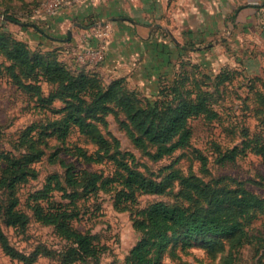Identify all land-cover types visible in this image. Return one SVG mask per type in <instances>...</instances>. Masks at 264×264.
I'll list each match as a JSON object with an SVG mask.
<instances>
[{
    "label": "rangeland",
    "instance_id": "374dc122",
    "mask_svg": "<svg viewBox=\"0 0 264 264\" xmlns=\"http://www.w3.org/2000/svg\"><path fill=\"white\" fill-rule=\"evenodd\" d=\"M108 1L75 0L72 4L59 6L56 0H0V32H10L27 42L33 52L59 50L60 58L72 68L85 63H99L103 60L105 43L111 34L113 23L110 19L116 15L103 14V7ZM119 10V19L121 16H135V10L125 4ZM200 11L196 8L191 13L188 11L193 32H197L199 23L196 14H200ZM3 12L21 23L35 24L43 32L7 20L1 14ZM192 12L194 16L191 17ZM185 13L184 9L179 8L161 9L158 14L149 17L152 22L164 24V30L154 27L157 32L170 38V30H173L181 38L182 44L187 45L168 77H172L177 70H187L189 81L186 87L197 84L198 90L204 91L210 103L219 110L221 120L209 122L203 118L192 119L190 142L159 157L154 156L157 150L155 146L144 148L134 143L123 122L126 118L120 111L108 113L106 122L100 124L101 130L112 142L111 152L119 148L121 153L118 156L153 178L162 180L172 171L179 176H194L203 181H216L228 176L234 178L235 185L240 183L264 196V159L261 156L243 152L235 161L221 163L217 160V145L225 151L235 145L242 146V141L249 137L259 136L264 140V12L255 16L243 13L235 20L234 13H231L220 33L209 30L210 33L205 36L195 35V39L187 41L184 34L188 30H181ZM94 38H98L97 49L88 45ZM1 63L10 64V61L0 56ZM163 78L151 84L128 81V87L147 106L151 100L163 98V94L167 93L159 94ZM39 84L47 96L53 86L46 81ZM61 106L60 102L48 104L42 101L38 96L19 88L5 72L0 73V150L20 156L33 151V143L36 146L34 150H44V155L32 164L36 176L29 175L28 181L18 189L21 208L30 215L28 225L25 228L3 227L9 241L19 250L30 254L41 248L33 264H60L58 254L69 243L57 235L54 226L35 219L28 205L30 194L43 188L53 173H59L66 183L69 166H73L75 172L87 169L101 172L104 176H115L118 167L108 156L102 162L87 163L77 155V146L89 152L98 149V145L77 127H72L64 139L57 134L41 136V130H45L50 122L60 116L56 110ZM33 124L36 128L29 130ZM116 140L119 141L118 148L115 147ZM54 152L57 153L52 155ZM55 156L58 158L56 162L53 161ZM202 156L207 158L206 165L203 164ZM61 159L67 165H63ZM168 182L171 185L162 194L139 193L136 200L120 205L116 203V189L82 192L77 198L66 196L63 191H52L53 200L70 204L71 210L76 213L74 225L82 231L96 234L103 247L98 260L94 258L75 264H118L124 261L141 237L140 231L134 226L135 218L141 209L154 201L198 205L185 198L178 177ZM67 188L69 192L73 190L70 186ZM2 197L0 192V199ZM250 233L252 242L240 249L237 264H264V214L253 219ZM47 250L53 251L54 255L47 254ZM223 256L222 252L213 256L207 243L196 239L189 246H181L180 242H176L169 247L163 254L162 264H222ZM0 264L24 263L8 256L0 243Z\"/></svg>",
    "mask_w": 264,
    "mask_h": 264
},
{
    "label": "trees",
    "instance_id": "16d2710c",
    "mask_svg": "<svg viewBox=\"0 0 264 264\" xmlns=\"http://www.w3.org/2000/svg\"><path fill=\"white\" fill-rule=\"evenodd\" d=\"M1 14L7 20L43 32L35 24L21 23L11 15ZM58 52H33L27 42L10 32H0V56L10 61V64H0V73L5 72L19 88L42 101L48 104L60 102L63 105L56 110L60 116L41 130V136L57 134L64 139L72 127H77L98 145L95 152L77 146V155L87 163L102 162L108 156L118 166L115 176H104L101 172L87 169L75 172L74 167L69 166L66 183L59 173H53L43 188L30 194L28 205L35 219L54 226L57 235L69 243L59 252V263L98 260L103 247L96 234L82 231L74 225L76 213L71 210L70 204L53 200L52 191H63L66 196L77 198L82 192L116 189V203L120 205L136 200L139 193L162 194L171 185L168 181L178 177L185 198L198 205L158 200L141 209L134 221L141 237L124 261L118 264H162L163 254L169 247L176 242L189 246L196 239L204 240L213 256L218 252L224 253L222 264H237L240 249L252 242L250 225L253 219L264 214V196L240 183L235 185L234 178L228 176L216 181H203L194 176H179L172 171L162 180L153 178L118 156L121 153L118 140L115 141L118 150L111 152L112 142L100 127L101 123L106 122L108 113L120 111L126 118L123 122L134 143L144 148L155 146V157L186 146L192 137V119L203 118L209 122L221 120L219 110L210 103L204 91L198 90L197 84L186 87L188 71L177 70L172 77L163 78L159 94L167 93L145 106L128 87L125 77L106 80L96 68L100 62L72 68L60 58ZM41 81L53 86L47 96L39 84ZM35 128L33 124L29 130ZM217 147V160L221 163L235 161L243 152L255 153L264 159V140L259 136L246 138L242 146L235 145L225 151L219 145ZM31 148L33 151L20 156L0 150V192L3 194L0 199V243L8 256L24 264H33L41 248L30 254L19 250L9 241L3 227L25 228L30 221L29 213L21 208L18 189L28 181L29 175L36 176L32 164L44 155V150H34V143ZM57 159L55 156L53 161ZM202 159L206 165L207 158L202 156ZM60 162L67 165L64 159ZM67 186L73 190L69 192ZM47 254L54 255V252L47 250Z\"/></svg>",
    "mask_w": 264,
    "mask_h": 264
},
{
    "label": "crops",
    "instance_id": "0c3cea01",
    "mask_svg": "<svg viewBox=\"0 0 264 264\" xmlns=\"http://www.w3.org/2000/svg\"><path fill=\"white\" fill-rule=\"evenodd\" d=\"M124 4L135 10L134 17L121 16L119 19L117 14ZM103 8V14L116 15L110 19L113 23L111 34L106 40L104 57L96 67L97 70L105 79L125 77L128 81L138 84H151L168 77L176 67V59L187 45L182 44L181 38L173 30H170V38L157 32L154 27L158 26V29L164 30L165 26L150 21V16L158 14L161 9H184L186 13L181 30H188L184 34L187 41L195 39V35L205 36L210 33L209 30L220 33L231 13H234L235 20L243 13L255 16L264 12V0H110ZM195 8L201 10L200 14H196L199 23L197 32H193L191 19L188 17V11L191 13ZM97 40L98 38L91 39L88 45L96 47Z\"/></svg>",
    "mask_w": 264,
    "mask_h": 264
},
{
    "label": "built area",
    "instance_id": "2783aa9c",
    "mask_svg": "<svg viewBox=\"0 0 264 264\" xmlns=\"http://www.w3.org/2000/svg\"><path fill=\"white\" fill-rule=\"evenodd\" d=\"M57 1V4H59V6H63V5H69V4H72L73 1L75 0H56ZM93 48V47H92ZM90 48V49H92ZM88 49V50H90ZM92 51H94V49H92ZM100 51V50H99Z\"/></svg>",
    "mask_w": 264,
    "mask_h": 264
}]
</instances>
